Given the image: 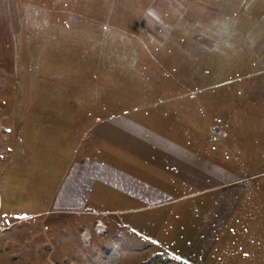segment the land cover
I'll return each mask as SVG.
<instances>
[{"label": "rangeland", "instance_id": "obj_1", "mask_svg": "<svg viewBox=\"0 0 264 264\" xmlns=\"http://www.w3.org/2000/svg\"><path fill=\"white\" fill-rule=\"evenodd\" d=\"M139 106L185 127L207 192L86 242L26 217L93 116ZM0 264H264V0H0Z\"/></svg>", "mask_w": 264, "mask_h": 264}, {"label": "crops", "instance_id": "obj_2", "mask_svg": "<svg viewBox=\"0 0 264 264\" xmlns=\"http://www.w3.org/2000/svg\"><path fill=\"white\" fill-rule=\"evenodd\" d=\"M92 100L96 102L95 95ZM108 110L84 127L85 142H78L50 206L26 217L78 219L81 238L92 229L102 238L111 222L137 232L154 224L163 208L209 190L206 177L202 179L203 156L192 151L178 121L148 106ZM211 220L206 214L205 232L216 217Z\"/></svg>", "mask_w": 264, "mask_h": 264}, {"label": "bare ground", "instance_id": "obj_3", "mask_svg": "<svg viewBox=\"0 0 264 264\" xmlns=\"http://www.w3.org/2000/svg\"><path fill=\"white\" fill-rule=\"evenodd\" d=\"M100 226H101V225H100ZM86 236H87L86 234L83 235V239H84V241H86Z\"/></svg>", "mask_w": 264, "mask_h": 264}]
</instances>
